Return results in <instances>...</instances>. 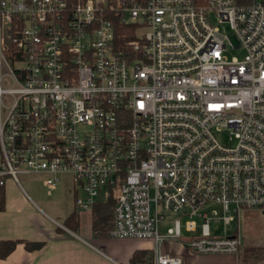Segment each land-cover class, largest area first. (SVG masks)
I'll return each mask as SVG.
<instances>
[{"label": "built area", "instance_id": "built-area-1", "mask_svg": "<svg viewBox=\"0 0 264 264\" xmlns=\"http://www.w3.org/2000/svg\"><path fill=\"white\" fill-rule=\"evenodd\" d=\"M22 174L113 195L152 264L237 255L244 209L264 239V0H0V185Z\"/></svg>", "mask_w": 264, "mask_h": 264}, {"label": "crops", "instance_id": "crops-1", "mask_svg": "<svg viewBox=\"0 0 264 264\" xmlns=\"http://www.w3.org/2000/svg\"><path fill=\"white\" fill-rule=\"evenodd\" d=\"M58 207L62 222L48 215L23 189L8 180L4 208L0 210V241L18 243L6 258L0 259V264H133L131 258L136 251L152 253L154 243L150 239L115 238L93 231L92 211H77L79 225L72 231L63 221L75 210L74 201L70 203L64 195ZM169 225L170 221L162 224L161 229ZM183 233L187 238L194 234ZM26 242H42V245L27 250ZM159 251L180 257L181 264H246L240 252L237 255H198L174 241L163 242ZM253 264H264V260Z\"/></svg>", "mask_w": 264, "mask_h": 264}, {"label": "rangeland", "instance_id": "rangeland-1", "mask_svg": "<svg viewBox=\"0 0 264 264\" xmlns=\"http://www.w3.org/2000/svg\"><path fill=\"white\" fill-rule=\"evenodd\" d=\"M245 53L242 50L228 52V57H236L239 60L243 59ZM19 181L21 186L30 196L33 201L40 206L48 215L55 218L59 222H62L60 217L59 207L61 200L65 198L71 201L73 200V193L70 192V183L68 176L63 175L60 177V182L57 188H49L43 183V179L39 175L34 174H22L19 175ZM57 189L63 191L58 192ZM177 216L176 213L168 212L166 219L168 221L173 220ZM217 226V230L214 231L215 235H224V225L221 222H216L213 227ZM233 226V225H232ZM261 213L258 209H244L241 214V233L243 237V244L240 248V253L244 254L245 248L248 246H264L263 232H262Z\"/></svg>", "mask_w": 264, "mask_h": 264}, {"label": "trees", "instance_id": "trees-1", "mask_svg": "<svg viewBox=\"0 0 264 264\" xmlns=\"http://www.w3.org/2000/svg\"><path fill=\"white\" fill-rule=\"evenodd\" d=\"M128 31L130 32V28L128 26L121 24V26L117 27L116 25L117 33L121 32L123 35ZM4 201L5 184L0 185V210L4 208ZM114 206L115 198L113 195H110L106 201H99L94 205L91 216L93 231L99 235L108 234L114 223ZM63 225L72 231L77 230L79 223L76 209L66 217L63 221ZM17 243L18 241L15 240L0 241V259L6 258L16 247ZM41 245L42 242H26L25 248L27 250H34L40 248ZM242 256L246 264H253L264 260V246H248L245 248V252ZM131 261L133 264H152L151 252L147 250L136 251L132 256Z\"/></svg>", "mask_w": 264, "mask_h": 264}]
</instances>
